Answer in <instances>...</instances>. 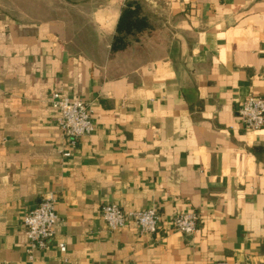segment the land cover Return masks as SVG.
I'll use <instances>...</instances> for the list:
<instances>
[{"label": "crops", "instance_id": "0c3cea01", "mask_svg": "<svg viewBox=\"0 0 264 264\" xmlns=\"http://www.w3.org/2000/svg\"><path fill=\"white\" fill-rule=\"evenodd\" d=\"M76 11L30 19L0 5V264H264V128L237 114L264 96V0H86ZM55 90L93 108L74 148ZM48 193L54 241L30 257L23 215ZM104 203L155 207L161 227L110 230ZM190 210L198 231L169 225Z\"/></svg>", "mask_w": 264, "mask_h": 264}, {"label": "built area", "instance_id": "2783aa9c", "mask_svg": "<svg viewBox=\"0 0 264 264\" xmlns=\"http://www.w3.org/2000/svg\"><path fill=\"white\" fill-rule=\"evenodd\" d=\"M50 104L58 112L57 124L71 148L76 147L82 137L93 131L91 102L69 97L61 90H55L50 96ZM237 114L245 128H264V96L248 95L239 106ZM71 153V150H62L64 156H70ZM100 210L110 230H116L128 222H134L141 233H155L162 223L161 214L155 207L125 210L119 204L104 203ZM199 218L200 215L195 210L179 211L174 214L169 225L173 229L190 235L198 231ZM57 220L58 214L53 193L42 196L38 202L25 211L22 222L28 240L26 251L30 257L36 250L48 248L53 244ZM58 247L61 251H66L64 243H59ZM216 264L241 263L237 260H221Z\"/></svg>", "mask_w": 264, "mask_h": 264}, {"label": "rangeland", "instance_id": "374dc122", "mask_svg": "<svg viewBox=\"0 0 264 264\" xmlns=\"http://www.w3.org/2000/svg\"><path fill=\"white\" fill-rule=\"evenodd\" d=\"M84 1L86 0H0V5L16 17L47 19L69 16L76 19V8ZM20 11L28 13L20 14Z\"/></svg>", "mask_w": 264, "mask_h": 264}]
</instances>
